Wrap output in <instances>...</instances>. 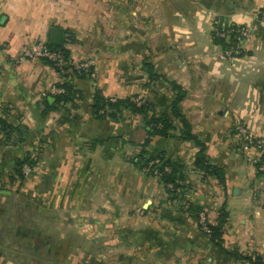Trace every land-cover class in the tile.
<instances>
[{
  "label": "crops",
  "instance_id": "crops-1",
  "mask_svg": "<svg viewBox=\"0 0 264 264\" xmlns=\"http://www.w3.org/2000/svg\"><path fill=\"white\" fill-rule=\"evenodd\" d=\"M175 3L178 4L175 5ZM174 5V6H172ZM264 0H0V264H250L264 257V145L243 150L239 125L264 141ZM166 22L161 24L160 17ZM249 35L227 55L225 25ZM63 43H51L52 28ZM39 41L68 52L66 68L23 57ZM86 62L79 74L76 64ZM152 64L160 79H151ZM170 81L187 91L182 112L225 183L197 168L201 146L154 136L151 152L183 164L176 190L134 162L149 127L122 109L96 111L98 93L139 96L170 113ZM66 86L73 92L64 98ZM140 101V102H141ZM31 151L38 164L13 180ZM215 223V243L197 217Z\"/></svg>",
  "mask_w": 264,
  "mask_h": 264
},
{
  "label": "trees",
  "instance_id": "trees-1",
  "mask_svg": "<svg viewBox=\"0 0 264 264\" xmlns=\"http://www.w3.org/2000/svg\"><path fill=\"white\" fill-rule=\"evenodd\" d=\"M229 27L237 28L239 26L237 24L228 25V23L226 22L225 25L220 26L213 34L214 39L218 43L222 44L224 48H231L232 46H236L238 41H240V39L237 37V32H232L229 38L221 36L219 34V32H221L222 30H226ZM49 47L52 49L60 50L67 60L68 52L65 49L54 46ZM44 59L52 63V61H50L49 59ZM64 68H66V64ZM87 70L88 69H82L80 72H77L79 74H83ZM147 71L151 79L162 78L161 75L155 73L152 64H147ZM170 85L174 92L172 109L170 113L157 115L154 112V106L148 102H142L139 96L133 98L127 97L111 99L103 96L100 93H98L96 96V111L99 112L100 110L104 109L103 115L117 118L118 113L121 112L122 109H129L135 114L143 117L146 125L149 127L148 137L145 139L143 144H141L142 148L134 157V162L143 169L147 167L151 168V170L157 168L160 171L159 175L154 174L153 171H149L147 173L159 178V180L166 185H171L174 190H176L178 187L183 186L184 178L181 174L183 164L180 160L172 159L171 157L167 156L165 152H151L148 149V146L154 136L167 137L172 135L173 131L177 128L176 122L178 121L181 125V138L185 140H192L201 146V150L197 154L195 160L197 168L203 170L207 174L214 176L219 180V182L225 183L226 177L224 170L209 161L205 154L204 144L194 134L192 125L182 112L181 103L187 94L186 89L181 84H178L175 81H170ZM65 89V92H63L62 94L64 98H66V96H69L73 92L71 86H66ZM260 163H262V161ZM37 164L38 157L34 156L31 151L27 152L24 157L17 159L15 175L12 179L23 181L26 177V174L24 173V166L28 165L31 169H34ZM195 213L200 219L201 208H198ZM226 219L227 212L222 210L220 211L219 217L217 218L215 223L207 222V225L210 229L209 234L211 236V239L217 244H221L223 241V226L226 222ZM233 255L238 258L247 259L250 264H264V257L259 254L247 257L239 254L238 252H233Z\"/></svg>",
  "mask_w": 264,
  "mask_h": 264
},
{
  "label": "built area",
  "instance_id": "built-area-1",
  "mask_svg": "<svg viewBox=\"0 0 264 264\" xmlns=\"http://www.w3.org/2000/svg\"><path fill=\"white\" fill-rule=\"evenodd\" d=\"M258 17L260 18L261 21L264 22V10H260L258 12ZM238 26L239 27H237V28H234V27L230 28L229 27L226 30H222L221 32H219V34L221 36L229 38V36L232 32H237L238 33L237 37L240 40L247 37L249 35V30L244 26H241V25H238ZM225 52L227 55L239 54L241 52V49L239 48L238 45H236V46H232L231 48H227ZM22 56L27 57V58H34V57L47 58L50 61H52V64L56 68H59V69H64V66L67 62L64 54L60 50L50 48L43 41H39L37 43H34L31 46H29L28 48H26ZM87 64L88 63H86V62H80V63L76 64V69L80 72L82 69L87 67ZM237 129H238V132H239L241 139H242L243 150H249L251 148L260 150L263 147V145H264L263 139L255 136L253 134V132L247 126L239 125ZM253 163H255L256 166L260 170H264V164L260 163L257 158H253ZM30 170H31V168L28 165L24 166V173L25 174L30 172ZM144 170L146 172L153 171V173L156 175L160 174V171L157 168H154L153 170H151V168L147 167ZM201 223H202L204 229L209 232L210 229L207 225L205 215L203 212L201 213Z\"/></svg>",
  "mask_w": 264,
  "mask_h": 264
},
{
  "label": "water",
  "instance_id": "water-1",
  "mask_svg": "<svg viewBox=\"0 0 264 264\" xmlns=\"http://www.w3.org/2000/svg\"><path fill=\"white\" fill-rule=\"evenodd\" d=\"M50 41L52 44L62 45V43H63V30L59 27L52 28Z\"/></svg>",
  "mask_w": 264,
  "mask_h": 264
},
{
  "label": "rangeland",
  "instance_id": "rangeland-1",
  "mask_svg": "<svg viewBox=\"0 0 264 264\" xmlns=\"http://www.w3.org/2000/svg\"><path fill=\"white\" fill-rule=\"evenodd\" d=\"M180 0H176V2H179ZM175 5H177L178 6V4L177 3H175ZM172 6H174V5H172ZM166 22V19H164V17H160V23L161 24H163V23H165Z\"/></svg>",
  "mask_w": 264,
  "mask_h": 264
}]
</instances>
